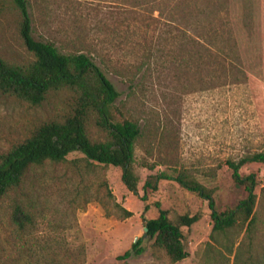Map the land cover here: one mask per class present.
<instances>
[{
    "label": "rangeland",
    "instance_id": "374dc122",
    "mask_svg": "<svg viewBox=\"0 0 264 264\" xmlns=\"http://www.w3.org/2000/svg\"><path fill=\"white\" fill-rule=\"evenodd\" d=\"M25 2L32 38L52 42L61 53L89 55L118 92L116 119L137 122V194L123 185L118 167L89 162L79 152L43 165L21 188L0 195V264H29L23 238L52 235L82 249L80 264H222L225 246L233 241L234 249L244 229L210 241L205 200L160 180L141 201V185L148 174L183 168L211 190L218 210L243 197L222 161L264 150V0ZM20 21L14 1L0 0V58L13 65L34 59L20 36ZM70 103L65 91L39 106L0 92V154L35 125L61 119ZM93 119L87 135L102 140L105 132ZM249 172L256 175L252 236L258 255L264 242V163L239 169L241 175ZM15 200L29 205L35 217L25 236L9 222ZM155 202L171 220L200 212L197 222L183 228L188 255L179 261L153 251L152 240L142 235L141 215L155 217ZM117 204L131 215L121 218ZM134 236L141 237L143 251L120 258ZM30 261L36 264V257Z\"/></svg>",
    "mask_w": 264,
    "mask_h": 264
},
{
    "label": "trees",
    "instance_id": "16d2710c",
    "mask_svg": "<svg viewBox=\"0 0 264 264\" xmlns=\"http://www.w3.org/2000/svg\"><path fill=\"white\" fill-rule=\"evenodd\" d=\"M21 17L20 36L25 48L34 59L25 65H13L0 58V92L9 94L29 105L39 106L48 96L59 91L70 94L69 112L61 119H49L35 125L29 134L0 154V195L18 190L26 178L45 164L63 162L72 152H79L89 162L112 165L120 169V180L128 191L137 194L138 175L133 170L134 142L140 134L136 121L122 118L114 102L118 92L105 77L93 59L82 52L61 53L49 41L35 40L30 33V19L25 0H13ZM93 116L94 124L105 132L102 140L88 137L86 124ZM264 163V150L248 153L237 160L226 158L222 163L230 170L235 186L241 187L244 195L233 206L218 210L210 189L203 186L185 169H173L172 173L163 171L146 175L141 185L144 201L148 191H155L160 180L174 181L182 189L205 200L211 220L209 240L215 235L229 231L238 233L244 229L233 249V241L225 246L222 264H264V242L260 253L254 251L253 230L255 227L254 205L256 201V175L249 172L241 175L239 169L247 163ZM151 168V167H150ZM157 214L153 218L141 215L146 231L143 237L151 242L153 251H161L173 263L188 255L183 243V228L188 229L200 219V212L182 213L174 220L167 209L158 202L152 204ZM121 218L131 212L116 205ZM148 205H143V211ZM9 222L15 232L25 236L28 227L35 223L30 206L22 201L12 202ZM141 237L130 244L120 258L130 254H140ZM210 246V243H207ZM20 247L29 264L36 257V264H80L83 260L82 249L70 246L58 236L33 237L24 239ZM232 255V260H229ZM220 264V263H219Z\"/></svg>",
    "mask_w": 264,
    "mask_h": 264
},
{
    "label": "water",
    "instance_id": "95a60500",
    "mask_svg": "<svg viewBox=\"0 0 264 264\" xmlns=\"http://www.w3.org/2000/svg\"><path fill=\"white\" fill-rule=\"evenodd\" d=\"M142 231L145 232L146 231V227L143 226L142 227ZM137 238H138L137 236H134L132 242H135Z\"/></svg>",
    "mask_w": 264,
    "mask_h": 264
}]
</instances>
